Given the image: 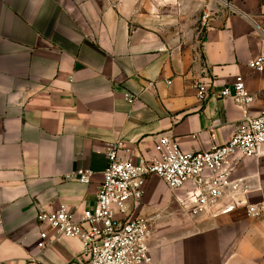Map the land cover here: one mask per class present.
Here are the masks:
<instances>
[{"label": "crops", "instance_id": "1", "mask_svg": "<svg viewBox=\"0 0 264 264\" xmlns=\"http://www.w3.org/2000/svg\"><path fill=\"white\" fill-rule=\"evenodd\" d=\"M259 55L264 0H0V264H82L77 238L38 245V213L92 208L115 142L135 162L160 135L185 151L226 142L243 106L224 87L242 78L249 111H264ZM199 81L217 94L202 100ZM79 169L90 183L69 176ZM233 176L245 204L195 216L193 182L148 179L127 207L152 223L148 264H264V213L249 211L264 205V147Z\"/></svg>", "mask_w": 264, "mask_h": 264}, {"label": "built area", "instance_id": "2", "mask_svg": "<svg viewBox=\"0 0 264 264\" xmlns=\"http://www.w3.org/2000/svg\"><path fill=\"white\" fill-rule=\"evenodd\" d=\"M206 17V15H205ZM249 65L264 69V55ZM215 82L196 83L198 96L206 100L215 95ZM233 88V92H232ZM224 87L220 94L231 95L243 106V116L235 125L230 138L215 143L208 150L185 151L169 135L155 139L156 156L150 161L135 162L121 141L107 149L108 167L96 193L92 208L79 215L67 206L53 211L41 210L37 219L43 227L39 246L47 247L55 238L74 237L83 245L82 264H148L152 262L150 221L133 217L127 212L128 204L139 203L143 198L148 179L161 177L170 189L193 182L195 187L184 209L191 215L212 211L218 215L244 205L240 196L248 193L247 186L233 174L239 161L257 155L264 147V111L253 115L248 109L253 97L242 78ZM133 100L134 97H128ZM82 183H90L92 172L79 169L69 175ZM249 207V206H248ZM256 216L264 213V205L249 207Z\"/></svg>", "mask_w": 264, "mask_h": 264}, {"label": "rangeland", "instance_id": "3", "mask_svg": "<svg viewBox=\"0 0 264 264\" xmlns=\"http://www.w3.org/2000/svg\"><path fill=\"white\" fill-rule=\"evenodd\" d=\"M214 2L217 3V0H214ZM169 189H170V188H169ZM172 190H174V189H172ZM178 204H179V203H178ZM150 223H151V221H150ZM151 227H152V223H151Z\"/></svg>", "mask_w": 264, "mask_h": 264}]
</instances>
